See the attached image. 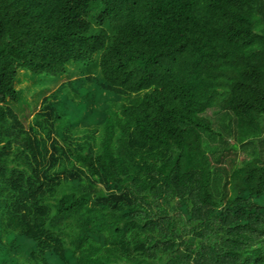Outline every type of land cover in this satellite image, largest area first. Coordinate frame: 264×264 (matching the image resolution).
<instances>
[{
  "label": "trees",
  "instance_id": "16d2710c",
  "mask_svg": "<svg viewBox=\"0 0 264 264\" xmlns=\"http://www.w3.org/2000/svg\"><path fill=\"white\" fill-rule=\"evenodd\" d=\"M0 264H264V0H0Z\"/></svg>",
  "mask_w": 264,
  "mask_h": 264
},
{
  "label": "rangeland",
  "instance_id": "374dc122",
  "mask_svg": "<svg viewBox=\"0 0 264 264\" xmlns=\"http://www.w3.org/2000/svg\"><path fill=\"white\" fill-rule=\"evenodd\" d=\"M97 60L98 56H94L86 68L82 70L77 68L79 64L70 62L66 65V72L58 77H36L29 74V71H27L25 76H22L21 72L18 71L15 81L18 96L14 101L11 100L8 103L15 107L22 118L28 123L33 115L41 108L44 97L54 92L64 81L78 78L81 74H91L96 69L95 65Z\"/></svg>",
  "mask_w": 264,
  "mask_h": 264
}]
</instances>
